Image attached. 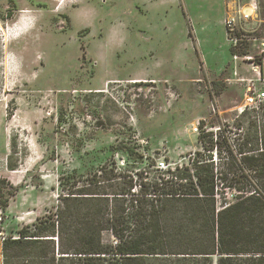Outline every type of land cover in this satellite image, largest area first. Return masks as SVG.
<instances>
[{
    "label": "rangeland",
    "instance_id": "obj_1",
    "mask_svg": "<svg viewBox=\"0 0 264 264\" xmlns=\"http://www.w3.org/2000/svg\"><path fill=\"white\" fill-rule=\"evenodd\" d=\"M78 1L0 0L4 237H17L23 225L55 210L59 195L79 196L101 169L133 177L140 169L147 178L167 175L153 166L161 155L182 163V169H193L197 161L210 162L211 169H246L232 163L224 137L238 159L251 121L263 136L264 108L239 113L238 107L246 87L256 81L244 56L260 51L264 0H258V17L245 25L251 30L247 40L236 44L234 36L242 35L226 30L227 13L222 16L218 0H81L68 9L69 20L60 8ZM141 4L145 14L136 9ZM128 6L132 11H125ZM20 18H30L33 26L20 39H4ZM144 27L152 38H142ZM12 57L18 61L17 77L6 74ZM136 74L157 82L126 79ZM106 78L121 82L113 84L118 90L112 95L98 87ZM198 119L201 126L220 127L216 155L209 142L214 132H193ZM251 145L262 150L259 140ZM217 183L223 203L233 201L237 192L224 180ZM105 236L114 239L109 230Z\"/></svg>",
    "mask_w": 264,
    "mask_h": 264
},
{
    "label": "trees",
    "instance_id": "obj_2",
    "mask_svg": "<svg viewBox=\"0 0 264 264\" xmlns=\"http://www.w3.org/2000/svg\"><path fill=\"white\" fill-rule=\"evenodd\" d=\"M259 128L249 123L238 159L224 137L232 163L246 169H211L210 162L197 161L193 169L150 178L141 169L135 177L101 169L79 196L59 195L55 210L6 237L2 264H264ZM258 140L261 151L247 147ZM218 179L237 192L233 201L220 199Z\"/></svg>",
    "mask_w": 264,
    "mask_h": 264
},
{
    "label": "built area",
    "instance_id": "obj_3",
    "mask_svg": "<svg viewBox=\"0 0 264 264\" xmlns=\"http://www.w3.org/2000/svg\"><path fill=\"white\" fill-rule=\"evenodd\" d=\"M259 7L260 5L258 0H250L249 2L238 1L236 5L233 6L232 10L229 13H227L224 19V26L226 30L233 35H235L236 33L242 35V37L234 36L233 38L234 44H236L239 40H241V43L242 41L247 40V38H245L246 35L245 33L250 32L251 30L247 29L245 25L249 21L255 20L258 17ZM262 39L263 40L260 42V51L258 52L257 56H248V55L244 56V59L251 63L252 71L256 74L255 83H258L260 85H264V38ZM149 81L155 82V80H144L138 82H149ZM129 82L136 83V81H129ZM119 83H121L119 80H109L105 83L104 88L101 89L100 92H108L110 95H112L118 90L117 89L118 85H113V84H119ZM255 83H252L251 85H248L246 87L245 99H244L245 102L242 106L238 107L239 113H241L244 110H256L263 106L264 88L261 89L258 88L255 85ZM168 94L172 98L176 97V94L171 90H169ZM201 122L202 121H200V119L196 120V122L193 123L192 130L197 135H199L201 132H205V133L209 132V130L214 132V134L212 135V140L215 148L213 154L216 155V143L218 140L216 131L220 130V127L207 128L205 125L201 126ZM154 159L155 161L153 163V166H155L157 169L160 170H168L167 173L175 171L176 169L183 168L182 163L167 161L165 159V156L163 155L154 157ZM145 160H147V157H145ZM2 219H3V214L0 211V222L2 221ZM5 239L6 237H4L2 235V232H0L1 242H3Z\"/></svg>",
    "mask_w": 264,
    "mask_h": 264
},
{
    "label": "crops",
    "instance_id": "obj_4",
    "mask_svg": "<svg viewBox=\"0 0 264 264\" xmlns=\"http://www.w3.org/2000/svg\"><path fill=\"white\" fill-rule=\"evenodd\" d=\"M238 1H240V2H245V0H218V2H217V7L218 8H220L221 10H222V16H223V14L225 13V10H226V13H229L231 10H232V8H233V6L234 5H236V3L238 2ZM81 2V0H79L78 2H77V4L76 5H73V3H66V4H63L62 6H61V8H60V10H61V12L63 13V14H66L67 16H68V18H69V20H70V17H69V15H68V9H72V8H74V7H79V3ZM228 2V3H227ZM142 4L144 5L145 4V2L143 3L142 2ZM142 4H141V7H137L136 6V9H138V11L139 12H142L143 14H145L146 13V11L143 9V7H142ZM127 7V6H126ZM141 8V9H140ZM181 8V7H180ZM132 9H133V7L132 6H128V8H126L125 9V11L127 10V11H132ZM149 10H147V12H148ZM181 11V10H180ZM182 12V15H183V21L185 22V20H186V14L183 12V10L181 11ZM188 20H189V23H191L190 22V18H189V14H188ZM71 22V21H70ZM151 26V25H150ZM190 26H189V24H188V28H189ZM146 28L147 27H144V28H142V30H141V36H142V38L143 39H150V38H152L151 36H149L147 33H146ZM115 33V32H114ZM188 35L190 36L191 35V29H188ZM259 43H260V41H259ZM150 54H153V51H150ZM151 77H153L152 75H147V74H136V75H134V76H130L129 78H126V79H131L130 81H136V83H141V82H138V81H144V80H153V78H151ZM156 77V76H155ZM109 79H113V78H106L105 80H103V81H101L100 82V84H99V86L98 87H103L104 85H105V81L106 80H109ZM115 79H119V78H115ZM155 80V82H157V80L156 79H154ZM159 82V81H158ZM102 89V88H101Z\"/></svg>",
    "mask_w": 264,
    "mask_h": 264
},
{
    "label": "bare ground",
    "instance_id": "obj_5",
    "mask_svg": "<svg viewBox=\"0 0 264 264\" xmlns=\"http://www.w3.org/2000/svg\"><path fill=\"white\" fill-rule=\"evenodd\" d=\"M33 26V20L30 18L24 20V18H20L16 23L13 24V26L6 32L4 33V39H7V37L12 38V39H20L19 37H22L31 27ZM8 45L4 47V50H7ZM8 65L10 69L6 74L12 76V77H17V74L19 73V67H18V61L15 57L9 58L8 59ZM18 67V69H17ZM21 76V75H20ZM19 77V76H18Z\"/></svg>",
    "mask_w": 264,
    "mask_h": 264
},
{
    "label": "flooded vegetation",
    "instance_id": "obj_6",
    "mask_svg": "<svg viewBox=\"0 0 264 264\" xmlns=\"http://www.w3.org/2000/svg\"><path fill=\"white\" fill-rule=\"evenodd\" d=\"M66 17H68L66 14H65Z\"/></svg>",
    "mask_w": 264,
    "mask_h": 264
}]
</instances>
